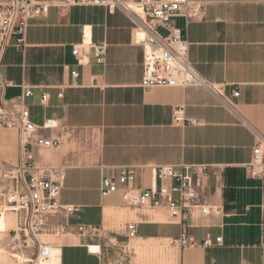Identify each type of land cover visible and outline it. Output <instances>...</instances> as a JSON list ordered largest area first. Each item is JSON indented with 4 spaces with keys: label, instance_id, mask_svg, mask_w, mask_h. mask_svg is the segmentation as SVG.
<instances>
[{
    "label": "crops",
    "instance_id": "obj_1",
    "mask_svg": "<svg viewBox=\"0 0 264 264\" xmlns=\"http://www.w3.org/2000/svg\"><path fill=\"white\" fill-rule=\"evenodd\" d=\"M47 1L48 12L28 22L26 47L5 49L0 76L14 84L5 88V99L18 96L21 84L33 87L27 104L34 123L57 122L45 134L59 137L60 146L37 149L35 162L65 169L62 200L81 206L77 223L104 228L110 207L125 211L121 220H131L135 212L142 219L137 230L154 228L139 238L177 237L179 226L163 211H127L120 193L100 197V177L123 166L142 167L134 186L146 188L153 184L146 165L205 164L207 202L221 204L222 212L194 214L190 231L198 239L221 236L222 244L190 247L179 264H264V171L252 177L246 168L264 138V0H195L205 10L187 26L188 59L210 84L222 85L224 100L201 86L143 89V47L133 41V17L104 6L59 7L63 0ZM83 40L106 43L104 66L91 55L77 64L71 49ZM70 70L79 73L72 85ZM234 87L237 97L230 95ZM42 92L49 96L44 105ZM177 107L185 122L173 121ZM189 119L198 123L190 125ZM118 232L114 239H125L124 229ZM88 246L83 240L50 245L49 255L37 263L46 257V264H102V256Z\"/></svg>",
    "mask_w": 264,
    "mask_h": 264
},
{
    "label": "built area",
    "instance_id": "obj_2",
    "mask_svg": "<svg viewBox=\"0 0 264 264\" xmlns=\"http://www.w3.org/2000/svg\"><path fill=\"white\" fill-rule=\"evenodd\" d=\"M73 5H98L113 12L120 9L135 19L132 29L133 41L143 47L142 79L143 89L156 87L201 86L215 95L223 97L222 85H212L204 79L188 59V41L186 29L190 22L203 17L205 6L195 0H63L59 7ZM50 2L47 0H10L0 3V59L7 47L23 50L26 47V35L30 19L41 17L48 12ZM182 19L179 26L177 20ZM162 29L164 33H161ZM71 54L77 64H86L88 56L94 62L104 66L106 62V43L81 41L72 45ZM79 73L70 70V83L77 79ZM12 81H5L0 76V129H10L16 133L17 149L15 163L0 159V179L3 183V212L9 211L14 216L12 250L27 246L28 240L38 242L37 260L40 254L48 256L49 241L38 240L40 235L80 238L93 237L95 227L82 223L71 224L69 219L81 211V206L62 200L65 181V169L61 166L38 165L35 162L37 149L57 148L59 137L45 134L55 130L58 125L53 119H45L41 125L34 123L30 117L28 99L33 96V87L21 84V93L11 99H5L4 90L13 86ZM58 86L57 98L62 97V88ZM237 97L239 91L233 88L230 94ZM49 96L47 92L40 95V104L44 105ZM226 101V99H225ZM181 108L173 112V121L185 122L180 117ZM186 123L196 125V119ZM151 173L153 184L146 188L134 186L137 169L142 167H119L118 173L101 175L99 195L106 198L121 194L128 209L141 212L163 211L169 220L179 226L177 237L154 238L145 245V264H179L180 255L190 247L221 245V236L212 239L209 234L196 238L190 229L191 218H201L222 212L221 204L207 202L209 188V165L186 164L146 165ZM246 168L252 177L260 176L264 171V138H259L253 147L252 159ZM219 171L220 168L218 167ZM143 215V214H142ZM140 216V213H139ZM60 219L64 222L61 223ZM142 221L139 217L124 224L125 241L109 246L118 247V254L131 264L136 256L130 241L139 238L137 226ZM149 240V239H143ZM98 253L104 259L109 253L108 246ZM89 250V249H88ZM171 256V261L166 256ZM38 264V263H35ZM121 264V263H120Z\"/></svg>",
    "mask_w": 264,
    "mask_h": 264
},
{
    "label": "rangeland",
    "instance_id": "obj_3",
    "mask_svg": "<svg viewBox=\"0 0 264 264\" xmlns=\"http://www.w3.org/2000/svg\"><path fill=\"white\" fill-rule=\"evenodd\" d=\"M161 33H164L162 29H159ZM15 132L10 129H0V159L5 160L9 163H15L16 161V152H15V138L14 135ZM14 135V136H13ZM69 184L67 180V185ZM71 192L70 191H64L63 196L67 197L70 196ZM2 205H3V183L0 179V215H4V224L0 225V264H35L37 263L36 257H37V249H38V242H32L31 240H28L27 246L24 248L12 250L10 247L11 239L13 238V230L14 229V216L11 215L9 211L5 212L1 211L2 210ZM116 213L110 214V218L106 219L108 222L107 224L102 227H93L97 228L95 231V235L93 237L88 236L87 238H80L77 233H74V235H69L68 237H55L51 235H40L38 236V240L42 241H49L53 243V245H60L63 243H68V244H73V243H80V241L86 244H96L101 247V249H105V245L110 247L109 248V253L106 255L104 259V264H128L121 253L118 254L117 250L119 249L114 246H109V242L115 244L117 241L114 239V237L119 236V229H123L124 227V222L128 221L126 219L121 220V212L117 211L119 209H115ZM131 209H127V211H130ZM108 212V211H107ZM119 213L120 215H118ZM107 214V213H106ZM77 216H72L69 219V222L71 224H76L77 222L82 221L79 217L76 218ZM129 219L133 220L135 218V212H131ZM60 222L63 223L64 220L60 219ZM87 225V224H86ZM154 233V228L151 226H142L140 229H138V234H151ZM87 240V241H85ZM122 241H125L123 239ZM119 241V242H122ZM151 241H145V242H138L139 244L142 245V249L144 247L145 251V245L150 243ZM135 242L130 241L128 247H132ZM124 258V259H123ZM168 260L171 261V256H166ZM136 262H143L144 263V252L141 253L140 255H137L132 258L131 264H135Z\"/></svg>",
    "mask_w": 264,
    "mask_h": 264
},
{
    "label": "bare ground",
    "instance_id": "obj_4",
    "mask_svg": "<svg viewBox=\"0 0 264 264\" xmlns=\"http://www.w3.org/2000/svg\"><path fill=\"white\" fill-rule=\"evenodd\" d=\"M110 214L112 213H116V210L113 209V208H110ZM117 211H120L121 212V216H120V219L121 217H123V215L125 214V211L124 210H117ZM6 214H8L7 212H5ZM110 214H109V217L110 218ZM12 215V214H11ZM4 215H0V225L4 224ZM149 240H143L142 238H136V239H133L132 241L135 242L134 245H132L131 248L134 249L135 253L137 255H140L141 253L144 252V247L142 249V245L139 244L138 242H145V241H151V238H148ZM88 248L90 249V251L92 252H95V253H98L99 250H100V246L99 245H96V244H89ZM48 251H49V247H48ZM39 256H43V254H40ZM38 256V257H39ZM47 263V258L46 257H41L40 260L38 261V264H46ZM135 264H145L143 262H136Z\"/></svg>",
    "mask_w": 264,
    "mask_h": 264
}]
</instances>
